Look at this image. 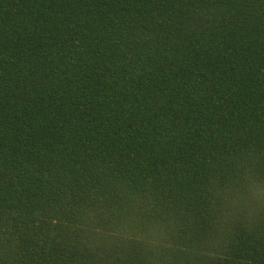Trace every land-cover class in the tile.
Returning a JSON list of instances; mask_svg holds the SVG:
<instances>
[{
    "label": "trees",
    "instance_id": "obj_1",
    "mask_svg": "<svg viewBox=\"0 0 264 264\" xmlns=\"http://www.w3.org/2000/svg\"><path fill=\"white\" fill-rule=\"evenodd\" d=\"M264 0H0V264H264Z\"/></svg>",
    "mask_w": 264,
    "mask_h": 264
},
{
    "label": "clouds",
    "instance_id": "obj_2",
    "mask_svg": "<svg viewBox=\"0 0 264 264\" xmlns=\"http://www.w3.org/2000/svg\"><path fill=\"white\" fill-rule=\"evenodd\" d=\"M254 191L257 195H264V188L260 187V186H255L254 187Z\"/></svg>",
    "mask_w": 264,
    "mask_h": 264
}]
</instances>
